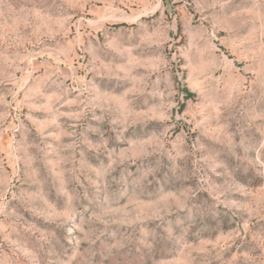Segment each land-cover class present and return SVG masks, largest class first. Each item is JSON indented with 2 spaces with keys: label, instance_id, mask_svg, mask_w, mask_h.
I'll return each mask as SVG.
<instances>
[{
  "label": "rangeland",
  "instance_id": "obj_1",
  "mask_svg": "<svg viewBox=\"0 0 264 264\" xmlns=\"http://www.w3.org/2000/svg\"><path fill=\"white\" fill-rule=\"evenodd\" d=\"M0 264H264V0H0Z\"/></svg>",
  "mask_w": 264,
  "mask_h": 264
}]
</instances>
